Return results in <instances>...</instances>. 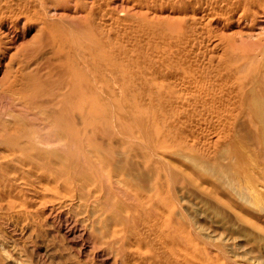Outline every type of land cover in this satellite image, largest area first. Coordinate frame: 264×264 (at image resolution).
Segmentation results:
<instances>
[{"label": "bare ground", "instance_id": "1", "mask_svg": "<svg viewBox=\"0 0 264 264\" xmlns=\"http://www.w3.org/2000/svg\"><path fill=\"white\" fill-rule=\"evenodd\" d=\"M34 24L54 75L11 53ZM0 73V225L47 222L76 264H251L264 0H0Z\"/></svg>", "mask_w": 264, "mask_h": 264}, {"label": "rangeland", "instance_id": "2", "mask_svg": "<svg viewBox=\"0 0 264 264\" xmlns=\"http://www.w3.org/2000/svg\"><path fill=\"white\" fill-rule=\"evenodd\" d=\"M35 27L36 26L34 24L31 26H24V27L19 28L20 30L17 31V34H18L16 37L17 40H16V43L14 44V46L11 50V53H15L17 51V49L19 51V47L21 46V44H23L22 46L24 48L21 46L20 47L21 50L19 52L17 51L20 55L17 53V55L15 56L17 61H18V59H20L21 61H23V63L30 66V68L33 69V71H37L38 74H40V76L46 75L49 72H50L49 74L54 75L56 73H52L53 70L51 71L48 67L50 59H48L49 56L47 55V52H46L47 49H45V47L42 46L41 44H40L41 47L39 44L34 45L33 48L35 50L33 48H31V49L28 48V46L31 45V42H30V40L32 39L31 36L35 34L34 33L35 29H36ZM22 28L24 29V32H23ZM22 36H23V38H22ZM19 43H21V44H19ZM16 46L18 48H16ZM39 48H40V50H39ZM28 50H31V51H28ZM32 50L34 52H32ZM40 51H42V52H40ZM24 55H25V58H24ZM0 79H1V73H0ZM259 188H261L260 191H262L264 194V183L259 184ZM250 192H252V191H250ZM262 204L264 206V202ZM219 207L214 205V208L216 210H218V211L220 210L219 211L221 214L220 216L223 218V220L225 222L229 223L231 221V223L232 222L236 223V221H233L234 219L231 217V215L229 213H226L223 209H220ZM223 211L225 214L223 213ZM263 213L264 212L256 213V216L258 215V217H260V216L262 217L264 215ZM44 222L45 221H42L41 223H39V226L38 225H36V226L33 225L31 227L27 226L28 228L23 229L20 227L18 222H16V220L9 217L7 225H4V227L2 225H0L1 226L0 227V253H1L0 254V264H76V262L78 261V258H77V256H75V253L72 251V248L69 247V244L66 243V241L63 239V236L61 235V233H59V232L55 233L52 230V227L47 222H45L47 224H44ZM12 226L14 227L13 231H11ZM32 227L34 228V230H31ZM240 227L237 230V235L240 236V237H237V240L240 238L239 241H237V242L241 246L240 250H241V253L243 252L242 253V255L244 256L243 258L244 259L249 258L248 261H250L251 264H255V263L256 264H264V250H261V248H264V239H263L264 238V228H263V226H261L262 228H250V227L248 228V226H242L241 228ZM22 229L25 231H22ZM12 232H14V234ZM38 232L40 233V235ZM21 233H22V235H21ZM240 233H242V234L239 235ZM52 236H53V238H52ZM36 237H37V239H36ZM254 237H255V239H254ZM259 239H261V240L259 241ZM24 240H25V242H24ZM33 240H35V242ZM253 242L255 245L253 244ZM61 246H62V248H61ZM253 246H255V247H253ZM247 250H249V251H247ZM10 258H12V259H10ZM79 261H80V259H79Z\"/></svg>", "mask_w": 264, "mask_h": 264}]
</instances>
